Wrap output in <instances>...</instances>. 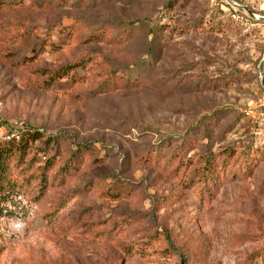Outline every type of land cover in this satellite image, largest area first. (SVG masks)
Listing matches in <instances>:
<instances>
[{"label": "rangeland", "instance_id": "1", "mask_svg": "<svg viewBox=\"0 0 264 264\" xmlns=\"http://www.w3.org/2000/svg\"><path fill=\"white\" fill-rule=\"evenodd\" d=\"M0 264H264V0H0Z\"/></svg>", "mask_w": 264, "mask_h": 264}, {"label": "trees", "instance_id": "2", "mask_svg": "<svg viewBox=\"0 0 264 264\" xmlns=\"http://www.w3.org/2000/svg\"><path fill=\"white\" fill-rule=\"evenodd\" d=\"M11 138L0 146V209L2 204L11 196H17L21 186L10 181L11 161L17 156H22L27 151H32L45 160L46 148L50 139L39 130L25 126L15 132H10ZM0 211V213H1Z\"/></svg>", "mask_w": 264, "mask_h": 264}, {"label": "built area", "instance_id": "3", "mask_svg": "<svg viewBox=\"0 0 264 264\" xmlns=\"http://www.w3.org/2000/svg\"><path fill=\"white\" fill-rule=\"evenodd\" d=\"M14 126H15V127H18L19 129H20V128L22 129V126H23V125H22L21 123H14Z\"/></svg>", "mask_w": 264, "mask_h": 264}]
</instances>
